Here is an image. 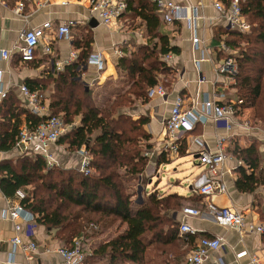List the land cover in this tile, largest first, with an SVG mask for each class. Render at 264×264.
<instances>
[{
	"label": "crops",
	"instance_id": "0c3cea01",
	"mask_svg": "<svg viewBox=\"0 0 264 264\" xmlns=\"http://www.w3.org/2000/svg\"><path fill=\"white\" fill-rule=\"evenodd\" d=\"M90 1L0 0V128L12 127L17 115L20 120L19 132L24 127L28 128L26 113L32 112L28 101L20 92L21 85H26L30 91H37L42 105L46 107L48 113L50 112L49 100L54 92L51 78L70 63L79 62L81 48L75 43L76 40H83L85 35L91 37L90 48L86 60L77 67L79 73L76 79L85 83L86 90L93 85L100 88L102 92L100 104L129 87L130 81L118 69L117 64L120 59L131 57L141 46L150 44L146 23L141 18L142 13H145L144 8L151 6L150 1L112 0L122 1L126 7L116 19L106 24L102 23L99 13L90 10ZM170 1L176 4L182 13V17L170 23L164 21L162 12L154 5L159 19V33L167 35L170 44L179 48L177 53L168 52L161 56L172 71L169 75L160 74L158 83L152 87H161L165 94L149 97L150 87L145 102L135 100L131 106L122 110L135 119L140 115L148 117V122L144 125L148 137L145 141H140L141 144L145 142L151 145L150 151L147 152L149 159L147 168L152 165L151 160L156 161L163 150L167 155V161L156 165L155 171L151 173L150 166L145 175L141 176L139 181L142 179V183L143 177L146 176L142 192L155 190L159 194L177 193L186 198L184 201L188 206L198 208L199 216H186L181 210L172 212L171 216L180 223H188L202 235L221 238L222 246L209 254L208 264H218L217 259L227 264H255L251 258H256L258 264H264L262 233L250 231L245 227L249 223L264 222V182L253 191L238 190L235 184L238 177L236 169L241 165V160L233 154L235 147L244 148L255 144L258 152L260 151V159L264 162V151L261 146L264 126L255 119L253 108H242L238 106L239 103H235L236 113L228 126H217L210 115H207L205 121L197 122L193 129L179 140L178 148L184 145L183 154H179L178 150L173 153L164 147L167 139L164 122L177 97L182 99L183 109H188L194 104L200 107L199 105L206 99L215 102L238 100L234 76L232 73L219 71V66L227 55H231L235 61L238 53V49L226 43L229 31L235 30L227 25L226 13L230 1L224 4L218 0L225 6L224 12L215 9L216 0ZM92 18L96 21L94 26L89 25ZM44 21L51 23V32L61 23L72 21L73 24L68 35L51 42L49 51L44 50L45 40H41L34 58L27 62L21 61L19 33L39 26ZM250 29L251 25L248 31L240 32L247 33ZM194 37L197 38L196 42L192 41ZM223 44L233 50V53L229 54L222 49ZM1 50L7 51L9 57L4 59ZM167 54L169 57L166 59ZM96 57L100 59L98 64ZM234 68L236 72L235 62ZM49 77L51 78L45 89L29 87L30 85L33 87L35 81L46 80ZM162 80L164 83L160 82ZM218 96L222 98L219 99ZM11 98H14L13 105ZM9 108L12 109L11 113L18 114L9 116ZM19 110L22 112L19 113ZM246 122L248 127L245 126ZM71 124L73 127L76 123ZM221 137L225 148V159L221 167L224 191L205 197L198 193L197 187L209 177L208 171L199 161L197 164L182 167L183 162L180 160L183 158L198 160V153L203 148L210 152L216 151L218 139ZM51 153L61 166L78 167L79 155L76 152H73L71 159L68 153L64 155L56 143L51 147ZM21 154L22 152L15 146L8 151L0 149V165ZM73 159L74 163L69 165ZM3 175L5 171L0 170V179ZM161 178H164V183L159 186ZM18 192L24 194L23 190L18 189L13 197H9L0 187V264H56L60 257L52 250L61 243L58 242L53 229L38 223L32 212L34 219H16L19 229L17 231L14 229V221L8 216L7 208L20 204L21 197ZM208 202L240 211L245 217L244 228L236 230L218 225L208 213L206 207ZM15 236H19L23 242L34 241L36 249L24 251L12 242ZM45 248L50 251H45Z\"/></svg>",
	"mask_w": 264,
	"mask_h": 264
},
{
	"label": "trees",
	"instance_id": "16d2710c",
	"mask_svg": "<svg viewBox=\"0 0 264 264\" xmlns=\"http://www.w3.org/2000/svg\"><path fill=\"white\" fill-rule=\"evenodd\" d=\"M221 1L228 4L230 0ZM150 5L141 15L150 44L141 46L117 64L130 81L125 91L98 106L91 89L86 90L76 79L77 67L87 58L90 35L76 40V46L81 48L79 62L65 66L55 77L29 86L43 90L51 78L54 92L49 100V113H64L68 123L78 118L77 124L62 134L57 143L67 145L74 153L84 146L90 154L89 171L84 173L77 167L61 165L48 168L45 158L35 152L22 153L0 165V170L5 171L0 179L3 192L13 197L18 189L23 190L20 205L32 212L38 223L56 230L55 235L63 244H70L72 238L83 244L92 236H100L101 228L105 227V231L114 228L109 239L90 245L88 250L82 245L81 264H186L185 254L200 237H207L197 232L185 241L179 235L180 222L171 214L187 204L185 197L144 190L141 198H137L136 190L130 187L132 181L145 175L151 145L140 142L148 137L144 128L148 117L140 115L135 119L122 110L135 100H147V90L158 83V76L172 71L161 56L179 51L170 44L167 35L159 33L156 8L151 2ZM239 7L251 29L247 33L231 30L226 39L228 45L238 49L233 74L238 106L252 107L255 119L264 126V0H239ZM12 101L14 98L11 105ZM11 110L9 116L18 114ZM26 120L28 128H33L43 118L27 112ZM19 123L17 115L12 127L0 128L1 150L13 148ZM183 147L178 148L179 154H183ZM233 152L241 160L236 169L237 189L253 191L264 182V162L257 146H237ZM166 160L163 150L156 165ZM262 237L264 241V232Z\"/></svg>",
	"mask_w": 264,
	"mask_h": 264
},
{
	"label": "built area",
	"instance_id": "2783aa9c",
	"mask_svg": "<svg viewBox=\"0 0 264 264\" xmlns=\"http://www.w3.org/2000/svg\"><path fill=\"white\" fill-rule=\"evenodd\" d=\"M156 8L162 12L164 21L170 23L176 18L182 17L181 9L170 0H149ZM90 10L92 12L99 13V17L102 23L106 24L116 19L121 12L125 9L126 5L122 1L112 0H91ZM214 7L217 11L224 12L225 6L218 0L214 2ZM227 25L230 29L239 31H248L250 24L241 13L239 7V0H230L228 7V13H226ZM73 24L72 21L61 23L55 28V31L51 32L52 25L49 21L42 22L39 26L22 30L19 33V39L21 44L19 46V56L21 61H31L35 56V50L38 47L41 40L44 42V50L49 51L51 42L55 39H60L70 32V27ZM193 42L197 41L194 37ZM229 54L233 53L226 45H222ZM1 56L6 59L9 57V53L5 50H1ZM169 55H165L167 59ZM97 64L100 62L99 57H96ZM220 72L235 73L234 60L231 55H227L221 65L219 66ZM21 94L26 98L30 106V110L33 114L42 117L43 120L33 128L24 127L20 130L18 139L15 142V148L22 153L35 152L41 154L45 160L48 168L57 165V161L51 153V147L58 142L59 137L72 126L66 124L60 115L49 114L46 107H44L40 101V95L37 91H30L26 85L20 86ZM163 96L164 90L161 87H151L148 90V96L152 95ZM222 98V96H218ZM236 101L215 102L214 100L206 99L197 107L196 104L191 105L188 109H183V101L180 97H177L173 103L170 114L164 122L165 133L167 136L165 142V149L176 153L179 146V140L186 132L193 129L197 122H203L206 120L207 115H210L214 124L217 126H228L232 123V119L236 113L234 107ZM248 127V122L245 123ZM200 143V142H199ZM261 146L264 151V137L261 140ZM225 148L223 138L218 139L217 149L214 152H210L203 148L198 153V161L200 165L205 167L209 173L201 184L198 185L197 191L199 194L205 197L214 193H221L224 191V185L222 182L223 171L221 170L222 164L225 159ZM76 153L79 155L78 169L87 173L89 171L90 154L84 146H81ZM19 197H23L22 192H18ZM208 213L213 217L214 221L221 226L240 230L245 226L244 215L237 210L229 207H219L211 202L206 204ZM182 213L186 216H199L200 211L197 208L191 206H184L181 209ZM8 216L14 221V229L17 231L19 225L15 222L16 219L22 218L26 220L34 219L31 212L24 209L20 204L7 208ZM246 229L254 231L256 233L264 232V222L260 224L249 223L246 224ZM198 231L188 223L182 222L179 225V235L185 241L189 236L195 235ZM15 245H19L24 251L30 252L36 249V243L34 241L23 242L19 236H15L12 239ZM222 241L220 237H200L194 244V247L185 254L186 264H208V257L212 251H216L221 248ZM45 251H50L45 248ZM57 253L60 260L56 264H81L84 259V252L82 244L79 239L72 238L70 244L59 245L52 250ZM238 256V255H237ZM240 256V255H239ZM251 261L258 264L256 258H251ZM218 264L224 263L221 259H217Z\"/></svg>",
	"mask_w": 264,
	"mask_h": 264
},
{
	"label": "rangeland",
	"instance_id": "374dc122",
	"mask_svg": "<svg viewBox=\"0 0 264 264\" xmlns=\"http://www.w3.org/2000/svg\"><path fill=\"white\" fill-rule=\"evenodd\" d=\"M126 79H128V78H126ZM129 80V79H128ZM160 82H163V80L162 81H160ZM164 83V82H163ZM84 86L86 87V85H85V83H84ZM87 86H88V84H87ZM87 89H91V91L93 90V94H91L92 95V97L95 99V101H96V103L98 104V106H101L102 104H100V101H101V95H102V92H101V90H100V88L99 87H96V85H93V86H89V88H87ZM126 114H128L127 112H126ZM59 115L63 118V120H64V113H62V112H60L59 113ZM65 121V120H64ZM77 122H78V118L77 117H75L74 118V120H73V122L72 123H76L77 124ZM66 124H70V125H73V124H71V122L70 123H68V122H65ZM71 129V128H70ZM65 133V132H64ZM63 133V134H64ZM59 146L61 147V150L64 152V155H65V153H68L69 154V156H71V159L73 158L72 157V155H73V152H71L70 150H69V148L67 147V145H65V144H59ZM260 152V151H259ZM169 156H170V154H169ZM166 157H167V155H166ZM74 160L75 159H73V161H70V163H69V165H72L73 163H74ZM186 160V161H185ZM188 160V161H187ZM167 161V160H166ZM151 162H152V165L150 164V166H151V173L153 172V171H155L156 170V161H155V159L154 160H151ZM180 162H183L182 163V167L183 166H187V165H193V163L194 164H197L198 163V160H196V161H192V159H190V158H183V159H181L180 160ZM57 165H61V164H57ZM150 166L147 168V169H149L150 168ZM69 167H73V166H69ZM159 166H157V168H158ZM150 171V170H149ZM185 172H183V174H184ZM161 175H162V173H161ZM140 178L141 177H138V179L137 180H134V181H132L131 182V184H130V187H132L133 188V190H136V192L138 191V190H140L141 188H143V183L144 182H146V176H144L143 177V183H142V179H141V181H139L140 180ZM150 178H152V176L150 177ZM153 181H155L154 179H153ZM163 183H164V178H161V180L159 181V183H158V185L159 186H161V185H163ZM152 185V184H151ZM184 186L186 187V183H184ZM141 191H142V189H141ZM136 196V195H135ZM194 207V206H193ZM195 208V207H194ZM198 209V208H197ZM105 227L104 228H101L100 229V236L98 235V236H92L91 237V239H88L87 241H85V243H83L82 245H83V247H84V249L86 250H88V247L90 246V245H92V246H94L96 243H98L99 241H103V240H107V239H109L111 236H113L114 235V228L110 231L109 229L108 230H106L105 231ZM54 230V229H53ZM54 233L56 234V230H54ZM56 237H57V235H55ZM58 239V238H57ZM58 242H60L61 243V245L63 244V241L62 240H60V239H58ZM88 264V263H87ZM105 264V263H104Z\"/></svg>",
	"mask_w": 264,
	"mask_h": 264
},
{
	"label": "water",
	"instance_id": "95a60500",
	"mask_svg": "<svg viewBox=\"0 0 264 264\" xmlns=\"http://www.w3.org/2000/svg\"><path fill=\"white\" fill-rule=\"evenodd\" d=\"M94 19L92 18L90 21H89V25L91 26H94L96 24V21H93ZM137 198H141V190H138L137 191Z\"/></svg>",
	"mask_w": 264,
	"mask_h": 264
}]
</instances>
